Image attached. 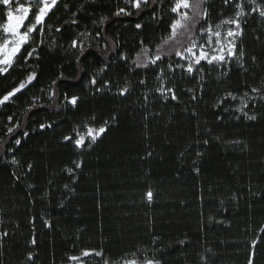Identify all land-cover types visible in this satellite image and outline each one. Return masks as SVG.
Wrapping results in <instances>:
<instances>
[{
  "label": "trees",
  "instance_id": "obj_1",
  "mask_svg": "<svg viewBox=\"0 0 264 264\" xmlns=\"http://www.w3.org/2000/svg\"><path fill=\"white\" fill-rule=\"evenodd\" d=\"M174 3L148 0L136 9L126 0H62L24 46L36 49L32 58L25 62L22 49L0 75L2 99L36 73L0 104V235L9 233L0 238V264H71L68 257L84 250L104 254L84 264L124 258L248 264L253 253V264H264V100L245 109L255 120L232 110L238 101L218 103L228 91L264 87V18H242L237 47L243 57L227 65L202 62L203 70L189 75L169 68L185 63L173 55L159 66L136 68L141 42L155 50L169 34ZM203 7L205 26L234 11L223 0ZM120 8L128 14L115 15ZM5 13L0 5V26ZM161 73L177 100L156 92ZM93 78L109 88L95 92ZM122 88L129 90L124 96ZM66 96H79V107ZM91 115L97 125H110L81 154L63 138ZM74 161L81 167L69 175Z\"/></svg>",
  "mask_w": 264,
  "mask_h": 264
},
{
  "label": "snow or ice",
  "instance_id": "obj_2",
  "mask_svg": "<svg viewBox=\"0 0 264 264\" xmlns=\"http://www.w3.org/2000/svg\"><path fill=\"white\" fill-rule=\"evenodd\" d=\"M62 0H30V2L25 3L21 0H0V5L6 9L4 16V23L2 24L3 36H0V55L3 56L0 59V75L6 74L13 66L14 59L21 53V50L24 49L26 55L23 57L25 62L32 58L33 54L36 52L35 48H32L30 51L25 49L24 46L30 43L32 38V33L42 32L44 30V25L46 17L49 16V13L52 12L56 6L61 3ZM157 0H153V3H156ZM207 0H193L192 3L189 0H175L174 6L171 8L173 13H177L179 19H175L174 22L170 25L169 34L162 38V44L158 46L155 50H152L146 46H143L141 42V48L136 53L133 64L136 68H149L150 66H159L158 62L163 61L165 57L176 56L180 60L185 61L184 64L177 63L175 67L172 64H169V68L172 71H175L176 68L182 69L184 72L192 75L193 73H199L203 70L202 62L214 65V66H224L229 62L236 61L238 58L243 57V52L238 50L237 47V38L242 35L243 29L241 27L242 18L258 14L261 18H264V0H223L225 7H231L234 11L233 14L228 17H223L215 25H207L201 23V20L206 21L208 19V10L205 5ZM126 3L131 4L136 9H140L142 5H147L148 0H126ZM63 7L67 8L69 5L67 3L62 4ZM247 6V8H246ZM33 9H36L33 11ZM184 9L186 11H181ZM191 12V14H190ZM121 13H126L125 8H120L115 15L119 16ZM32 19H29V17ZM28 22L27 25L25 22ZM72 23H77L73 19ZM200 25L198 31L202 37H204L203 42H198L195 39L194 33L197 31V25ZM228 27L225 28L224 26ZM137 28L141 27L140 24L136 25ZM24 28V31L21 29ZM56 31H61L60 28H57ZM186 33V39L188 41L187 46L183 47L182 50L175 48L176 43L183 44V41L179 37ZM72 47H80L78 41H72ZM82 50V48H81ZM127 59V57H122ZM255 59V58H253ZM241 67L244 65L241 63ZM227 75V73H224ZM36 78V73H31L27 76L26 81L20 82L18 87H14L6 95L0 99V104H4L9 101L11 97H14L17 93L21 92L28 84ZM157 80L160 81L159 85L156 88V92L163 98L177 100L178 96L174 87H169L163 77V73L157 75ZM91 85L95 86V92H101L103 89L109 88V82H101L103 88L97 86V81L93 78L90 81ZM141 84L146 83V81L141 80ZM127 88H122L119 91V95L124 96L128 93ZM199 91H203V85ZM251 94V95H250ZM257 97L261 100H264V87H251L249 90H245L242 94L234 93L228 91L225 96L219 98L218 103L224 104L225 101H238L239 107H234L232 110L239 112L248 120H255V115H249L245 109L249 108V104L252 103ZM67 104H70L73 108H78L80 101L79 96L64 97ZM144 99L147 100V94L144 96ZM191 99L195 100L196 95H193ZM252 107H255V104L252 103ZM195 114V113H193ZM11 120V117H9ZM116 117L113 116L112 120L115 121ZM239 119V117H237ZM97 117L91 115L88 121L81 123L80 128L73 129L72 135L64 136V142H71L76 149L83 150L91 148L96 141L108 131L110 122L109 120H103V123L100 125L96 124ZM45 125H41L43 129ZM51 127V125H47ZM9 133L12 132V129H8ZM15 143L20 144V140L16 139ZM207 143V140L204 141ZM151 155V153H149ZM201 155V153H197ZM13 164H17L18 161L15 159L12 160ZM74 169H67L69 175L74 174L75 169L81 167V161H74ZM31 170L32 165L27 166ZM197 173L199 169H196ZM32 187V185H29ZM67 187V185H65ZM153 193L151 190L147 192V199L151 202ZM34 222V221H33ZM45 225L51 227L48 221H44ZM8 232H3L0 235V238L7 237ZM33 245L36 244V240L31 241ZM255 247V242L253 243ZM102 251L95 250H84L79 256L70 255L68 260L73 262V264H80L82 257L90 256H99L103 258ZM252 256L250 255L248 264H253ZM28 260H32V256L27 257ZM103 264H159L158 261L154 259H127L124 258L122 262L109 261L107 259L103 260Z\"/></svg>",
  "mask_w": 264,
  "mask_h": 264
},
{
  "label": "rangeland",
  "instance_id": "obj_3",
  "mask_svg": "<svg viewBox=\"0 0 264 264\" xmlns=\"http://www.w3.org/2000/svg\"><path fill=\"white\" fill-rule=\"evenodd\" d=\"M21 2L28 3V2H30V0H21ZM189 2L192 3L193 0H189ZM33 10L35 11L36 9H33ZM181 11H186V10L181 9ZM190 14H191V12H190ZM176 19H179V16H178L177 13H176ZM26 22H27V21H26ZM26 22H25V24H26ZM1 26H2V25H1ZM224 27L227 28L228 26L225 25ZM24 30H25L24 28L21 29V31H24ZM195 33H196V32H195ZM195 33H194V36H195ZM3 35H4V34H3V31H2V27H0V36H3ZM186 35H187V34L184 33V34H182V35L179 37V39H181V40L183 41V44L176 43V44L174 45L175 48H178V49H181V50H182L183 47L187 46L188 41H187V39L185 38ZM195 39L197 40L198 38H195ZM203 39H204V37H203L200 41L198 40V42H203ZM0 42H2V41H0ZM2 58H3V56L0 55V59H2ZM0 67H4V66H3V65H0ZM84 258H86V257H82V260H81L80 264H84V263H83V259H84ZM71 264H73V262H71Z\"/></svg>",
  "mask_w": 264,
  "mask_h": 264
}]
</instances>
